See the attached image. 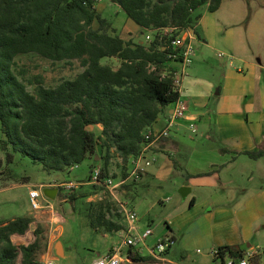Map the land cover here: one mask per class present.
<instances>
[{
    "label": "trees",
    "instance_id": "1",
    "mask_svg": "<svg viewBox=\"0 0 264 264\" xmlns=\"http://www.w3.org/2000/svg\"><path fill=\"white\" fill-rule=\"evenodd\" d=\"M98 1L0 0L1 181H29L28 176H18L12 168L17 156L40 163L48 173L70 170L85 159L92 161L90 170L100 163L98 183L90 182L91 171L86 182H79L80 186L89 184L94 192L106 186L107 178L115 176L111 172L114 156L121 159L123 177H128L125 166L140 154L144 133L165 107L180 97L171 72L181 59L171 56L178 51L171 39L189 28L200 36L201 8L207 5L215 12L222 2L111 0L142 32H152L151 40L141 43L111 33L112 23L98 12ZM167 27L174 29L172 36L163 34ZM25 53L52 61L78 60L83 70L53 87L40 80L32 92L13 68L15 57ZM105 58L115 59L118 65L105 62ZM244 153L260 158L264 156V145ZM87 195L74 189L70 197L76 200ZM107 205L103 200L88 201L81 211L96 232L124 230L125 224L114 218L122 214H111ZM32 221V216L23 215L0 223V264H18L19 254L22 264H40L42 226H37L36 239L27 245H16L11 239L13 234H25ZM125 252L134 261H152L150 255L142 256L132 248ZM245 257L242 245L226 244L214 250V259L221 264L227 258ZM248 259L251 264H260L261 255Z\"/></svg>",
    "mask_w": 264,
    "mask_h": 264
},
{
    "label": "rangeland",
    "instance_id": "2",
    "mask_svg": "<svg viewBox=\"0 0 264 264\" xmlns=\"http://www.w3.org/2000/svg\"><path fill=\"white\" fill-rule=\"evenodd\" d=\"M106 6L105 11L101 9L100 12H103V16L113 22L114 27L112 26L111 33L126 34L125 31L131 30L126 24L129 18L119 5L111 3V7L109 4ZM201 13L202 36L201 38L196 36L193 39L195 54L191 65L186 68L188 71L186 78L194 79L196 85L190 90L189 85L185 83L184 91L188 98L190 95H201V93L207 96L209 98L207 110L212 109L210 112L213 116L217 100L215 94L221 86L227 67L241 69L247 60L256 64L260 62L264 67V0H222L217 11L210 12L205 5L201 8ZM95 25L97 26L98 23L96 22ZM150 34L152 36V32ZM133 36H136L137 40H143L145 32L140 34L135 32ZM133 36L132 33L127 35L130 38ZM220 53L223 55L220 56ZM104 61L114 66L118 65L115 59L105 58ZM175 66L181 67L178 63ZM13 68L28 90L32 92L40 80L45 86L53 87L63 79L74 78L83 70L78 60L52 61L36 53L17 55ZM208 83L215 84L212 91L207 90ZM190 106L193 110H197L194 101ZM163 123L164 116H160L154 125L160 127ZM214 126L217 127L216 124ZM92 129L98 131L96 127ZM208 130L209 128L203 125L196 133L192 132L191 128L183 130L182 134L186 142H189L190 138L196 139V144L190 150H194L195 147L202 155L210 154L213 144L206 139ZM0 157H3L1 151ZM148 158L154 160L151 165L147 166V172H143L135 180L131 175L135 168L133 159L125 166L130 175L123 177L125 169L123 163L120 158L114 156L111 162V172L115 176L112 178L116 181L124 178L126 182L117 188L104 185L103 189L94 192L90 190L89 184H84V186L79 184V182H86L90 174L92 164L90 159H85L70 170L48 173L40 163L32 162L27 157L17 156L12 168L16 175L28 176L29 181L12 185L0 180V221L29 214L35 216V221L26 233L18 239L14 238V243L19 245L33 242L36 239L34 230L38 225L42 226L44 239L39 252L40 264H93L96 258L106 255L112 247L123 246V240L128 235L127 228L129 227L122 207L125 204L128 209H133L137 213L135 226L140 232L147 228L152 229L153 232L146 241L149 247L154 246L160 237L174 232L176 241L171 246L169 254L166 255L171 262L175 264H221L214 259V250L219 246L218 240H225V235L213 231L210 238L205 240V233H200L199 227L194 226L201 215H176L183 210H190V200L193 196L201 201L202 196H207L214 189L210 186H200V181L190 177L186 171H182L179 167L182 166L184 160L178 157L174 158V161L163 154L158 158L154 155ZM99 164L97 163L96 168H100ZM159 164L161 171L156 173ZM222 176L230 179L227 184H224L226 190L240 191L246 188L249 191L248 195H256L259 189L264 188V156L253 159L242 155L232 164L231 169L223 171ZM213 181L214 188L220 189L221 184L218 178ZM67 182L75 183L76 187L70 190L64 186L57 187L58 184ZM42 183L45 184L43 187H41ZM183 187L192 190L186 197L181 192ZM31 188L41 190L42 196L39 198L41 204L45 206L48 201L54 209L44 207L34 210L29 196ZM45 188H60V190L58 189L57 195L52 198L44 193ZM74 189L88 193V195L72 200L70 194L74 192ZM101 200L108 203L111 214H122L121 217L114 216V218L125 224L124 230L102 233L96 232L91 227L88 217L81 209L86 207L88 201ZM190 211L196 214L198 209L192 207ZM53 212L57 215H53ZM178 219L186 220L181 222L180 226L179 223L177 224ZM255 227V236L251 239L249 246H253L260 253V264H264V217L256 223ZM57 242L62 243L64 255H61L62 251L57 253L55 245ZM127 249V246H123V252ZM146 249L144 248L145 253H147ZM20 255L17 258L18 264H22Z\"/></svg>",
    "mask_w": 264,
    "mask_h": 264
},
{
    "label": "crops",
    "instance_id": "3",
    "mask_svg": "<svg viewBox=\"0 0 264 264\" xmlns=\"http://www.w3.org/2000/svg\"><path fill=\"white\" fill-rule=\"evenodd\" d=\"M111 3L114 2L111 0H99L96 8L101 13L100 10L102 9L101 11L104 12L106 5L109 4L111 7ZM103 12L101 13L102 16ZM111 23L113 26L112 21ZM126 24L127 28L131 30L125 31L126 34L117 33L122 38L136 41L137 37L133 36L134 33H144L140 26L130 18L126 21ZM128 33L129 35L132 33L133 38L127 37ZM150 33L151 31H146L145 39H139L136 42H149L146 39V35H151ZM201 36L202 28H200V36L198 37L201 38ZM192 60L193 57L187 67L191 65ZM178 64L183 67L181 63ZM181 67L177 68L176 66V69H181ZM185 83L192 90L193 86L196 85V81L187 79L185 76L179 91V98L184 99L189 107L187 117L176 123L169 137L153 144L149 154L156 156V158L163 154L172 161H174V158L177 159V157L180 160H184L182 166L179 167L182 171H186L190 177L192 176L193 179L196 178L197 181H200V186H210L214 189L207 196H202L201 201L196 196L191 198L189 209L191 210L192 207L197 208L198 212L196 214L190 213V210H183L176 215H201L194 226L196 228L197 226L199 227L200 233H205V240L210 238L211 232L216 231L218 234L225 235V240H218L219 246L226 244L242 245L246 250L247 257L260 254L253 246L249 245L251 239L255 236L256 223L264 217V188L259 189L256 195H248L249 191L246 188H242L240 191L235 189L226 190V185L224 184H227L230 179L223 178L222 175L223 171L231 169L232 164L242 155H246L244 152L257 150L259 146L264 145V67L260 62L256 64L251 60H247L241 69L227 67L221 86L215 94L217 100L213 109V116L211 113L212 109L210 110L209 108L207 110L209 98L202 93L201 95H190L188 98L184 91ZM214 87L215 84L213 83L207 84V90L212 91ZM192 101L195 102L197 110H193L190 106ZM172 109L173 103L166 106L164 113L161 115L164 116V123L160 127L153 125L149 129L159 130L164 128ZM190 123L195 124V130L191 129L194 133L198 131L201 125L209 128L208 133H206V139L213 144L210 154L202 155L195 147L194 150H190L196 144V139L190 138V141L186 142L184 134H182L183 130L191 128ZM96 128L100 130L101 126ZM183 149L184 151L182 152ZM160 171L161 166L159 164L156 173ZM216 178L221 184L220 189L214 188L213 180ZM10 184L16 185L18 183L11 182ZM41 185L45 184L42 183ZM206 207L209 208L206 209ZM29 216L33 217L32 224L35 221V216L31 214ZM184 220L186 219L181 221L178 219L177 224L179 223L181 226V222H184ZM8 221L1 220L0 223ZM22 235L13 234L11 239L14 242V238L18 239ZM172 235L176 241L174 232ZM21 244L27 245L29 243ZM20 256L22 257V255Z\"/></svg>",
    "mask_w": 264,
    "mask_h": 264
},
{
    "label": "built area",
    "instance_id": "4",
    "mask_svg": "<svg viewBox=\"0 0 264 264\" xmlns=\"http://www.w3.org/2000/svg\"><path fill=\"white\" fill-rule=\"evenodd\" d=\"M173 31L174 29L170 27L162 30L163 34L167 36H172ZM196 36V32L192 28H189L183 31L181 34L173 36L170 42L171 45L176 50H178L177 53L171 54V56L181 59L179 63L183 65L181 69H175L171 72L174 87L178 91H180L183 78L187 75L186 67L195 54L193 39ZM146 39L150 40L151 35H146ZM219 55L222 56L223 54L220 53ZM188 110L189 107L187 102L184 99L178 98L173 103V109L168 117L165 127L159 130L148 129L144 133V143L142 150L137 158L133 159L135 163V168L131 174L133 177L138 179L140 174L145 172L147 166L151 165L154 159H150L148 157H150L149 151L152 145L163 138L169 137L176 123L179 120L187 117ZM190 127L191 129L195 130L194 123H190ZM91 174L92 177L90 182L98 183L100 168H94L91 170ZM125 182L126 180L124 178L116 181V179L109 177L105 180L106 186L110 188L120 187V185ZM58 186H64L67 190L76 187L75 183L72 182L61 183L58 184L57 187ZM41 187H43V185H41ZM29 196L32 208L34 210H39L44 207L50 208L52 210L54 209L53 206L48 203V201L45 206L41 204L39 198L42 196V192L38 188H31L29 191ZM122 207L125 212L126 220L129 223V227L127 228L128 235L123 240V246L132 248L136 253L142 256L150 255L152 257V261L148 264H175L166 258L167 251L175 243V238L173 235L166 234L165 236L160 237L154 246L149 247L146 244V241L150 234H152V229L147 228L145 231L140 232L138 227L135 226V221L138 218L137 213L133 209H128L125 204H123ZM53 215H57V213L53 212ZM123 246L112 247L106 255L96 258L93 261V264H143L141 262L134 261L127 252H123ZM144 248H147V253L144 252ZM224 264H251V262L248 257L241 259L227 258Z\"/></svg>",
    "mask_w": 264,
    "mask_h": 264
},
{
    "label": "water",
    "instance_id": "5",
    "mask_svg": "<svg viewBox=\"0 0 264 264\" xmlns=\"http://www.w3.org/2000/svg\"><path fill=\"white\" fill-rule=\"evenodd\" d=\"M58 191L59 190L57 188H45L44 189V193L47 196L52 197V198H54L57 195ZM181 192L184 195V197H186L187 194L190 192V188L183 187L181 189ZM61 246H62V243L61 242H57V244H56V251H57L58 254L60 253L59 251H62V254L61 255H64V250H63V247H61Z\"/></svg>",
    "mask_w": 264,
    "mask_h": 264
}]
</instances>
